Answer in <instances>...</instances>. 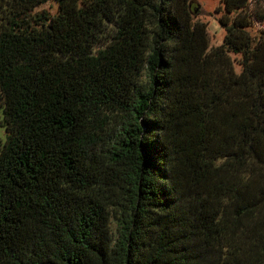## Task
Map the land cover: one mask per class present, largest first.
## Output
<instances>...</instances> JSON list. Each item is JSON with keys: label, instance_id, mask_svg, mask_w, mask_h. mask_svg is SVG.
<instances>
[{"label": "trees", "instance_id": "trees-1", "mask_svg": "<svg viewBox=\"0 0 264 264\" xmlns=\"http://www.w3.org/2000/svg\"><path fill=\"white\" fill-rule=\"evenodd\" d=\"M254 1L0 0V264H264Z\"/></svg>", "mask_w": 264, "mask_h": 264}, {"label": "rangeland", "instance_id": "rangeland-1", "mask_svg": "<svg viewBox=\"0 0 264 264\" xmlns=\"http://www.w3.org/2000/svg\"><path fill=\"white\" fill-rule=\"evenodd\" d=\"M255 3L264 5V0H255ZM192 7L196 8L194 14V21H198L206 26L208 35L209 49H216L221 47L224 42L225 32L222 26L219 24L223 17V4L222 0H192ZM56 5L52 3H46L35 10L37 13H47L54 15L56 13ZM257 26V25H256ZM256 29H252L251 33L256 34ZM234 61V68L236 72H239V66L237 64V57L230 55ZM0 137H3V129H0Z\"/></svg>", "mask_w": 264, "mask_h": 264}]
</instances>
